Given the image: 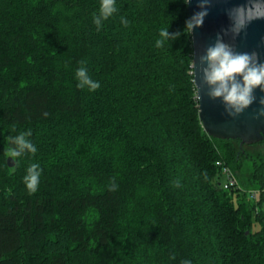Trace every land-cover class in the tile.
Here are the masks:
<instances>
[{
  "label": "trees",
  "instance_id": "1",
  "mask_svg": "<svg viewBox=\"0 0 264 264\" xmlns=\"http://www.w3.org/2000/svg\"><path fill=\"white\" fill-rule=\"evenodd\" d=\"M99 3L0 0V264H264V156L205 131L188 4L116 0L97 30ZM82 65L99 89L76 87Z\"/></svg>",
  "mask_w": 264,
  "mask_h": 264
},
{
  "label": "clouds",
  "instance_id": "2",
  "mask_svg": "<svg viewBox=\"0 0 264 264\" xmlns=\"http://www.w3.org/2000/svg\"><path fill=\"white\" fill-rule=\"evenodd\" d=\"M183 3L187 5L189 0H183ZM208 4L209 0H200L198 5L200 10L185 21L183 31L186 34H191L194 28L202 26L208 14ZM116 12V0H100L98 12L92 17L97 30ZM228 16L232 21L229 31L233 37L238 36L253 20L264 19V0H248L246 4L229 9ZM120 23L127 26L128 20L121 16ZM168 29L169 27L160 30L159 35L163 40L157 39V46H160L164 40L176 39L180 35V33L170 34ZM193 63L195 64L194 60ZM200 64L202 84L208 88V97L212 100L219 99L229 116L235 117L249 108L256 100L254 93L257 89L264 92V60L256 51L238 52L232 44L225 42L218 35L216 41L208 46L204 55L200 57ZM74 78L77 88L93 92L101 87L100 81L92 78L86 66L76 68ZM261 103L264 104V101ZM258 115L264 117V108L260 109ZM31 135L29 129L8 136L7 157L18 163L16 158L35 154L37 147L30 139ZM41 171L38 163H32L27 167L24 181L29 190L37 189ZM180 264H193V262L189 258H183Z\"/></svg>",
  "mask_w": 264,
  "mask_h": 264
},
{
  "label": "water",
  "instance_id": "3",
  "mask_svg": "<svg viewBox=\"0 0 264 264\" xmlns=\"http://www.w3.org/2000/svg\"><path fill=\"white\" fill-rule=\"evenodd\" d=\"M247 2L248 0H209L208 14L202 26L194 28L191 32L193 60L196 64L193 63L194 81L203 127L209 136L222 140L240 141L241 147L264 141V117L258 115L260 109L264 108V104L261 103L264 101V92L257 89L254 93L256 100L249 108L235 117L229 116L219 99L212 100L207 95L208 88L202 84L200 57L219 35L225 42L232 44L236 51H256L264 60V19L253 20L238 36L233 37L229 31L232 21L228 16V10ZM199 3L200 0H189L190 17L200 10ZM14 165V160L9 158L8 166L13 168Z\"/></svg>",
  "mask_w": 264,
  "mask_h": 264
},
{
  "label": "built area",
  "instance_id": "4",
  "mask_svg": "<svg viewBox=\"0 0 264 264\" xmlns=\"http://www.w3.org/2000/svg\"><path fill=\"white\" fill-rule=\"evenodd\" d=\"M218 166L222 167L223 169V175L226 176L227 181L224 184V189L229 190V189H239L240 183L237 175H235L232 170L229 167L223 166L221 162L218 163ZM257 193L253 192V197H256Z\"/></svg>",
  "mask_w": 264,
  "mask_h": 264
},
{
  "label": "rangeland",
  "instance_id": "5",
  "mask_svg": "<svg viewBox=\"0 0 264 264\" xmlns=\"http://www.w3.org/2000/svg\"><path fill=\"white\" fill-rule=\"evenodd\" d=\"M246 149L249 153H252L253 155L261 154L264 156V143L257 144L254 147H249V148L247 147ZM249 168H250L249 163H246L243 168V171L248 174ZM221 181L222 183H225L227 181L226 176H223ZM258 229H259L258 225H255V230Z\"/></svg>",
  "mask_w": 264,
  "mask_h": 264
}]
</instances>
